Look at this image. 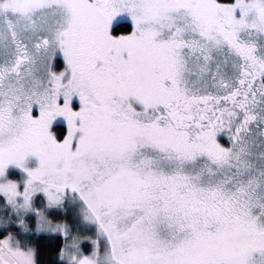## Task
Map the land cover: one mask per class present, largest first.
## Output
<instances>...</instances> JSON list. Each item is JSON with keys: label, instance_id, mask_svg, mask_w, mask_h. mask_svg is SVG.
<instances>
[{"label": "snow or ice", "instance_id": "1", "mask_svg": "<svg viewBox=\"0 0 264 264\" xmlns=\"http://www.w3.org/2000/svg\"><path fill=\"white\" fill-rule=\"evenodd\" d=\"M44 254L264 264V0H0V264Z\"/></svg>", "mask_w": 264, "mask_h": 264}, {"label": "trees", "instance_id": "2", "mask_svg": "<svg viewBox=\"0 0 264 264\" xmlns=\"http://www.w3.org/2000/svg\"><path fill=\"white\" fill-rule=\"evenodd\" d=\"M52 243H53L52 241H49L47 239L40 241L41 246L44 248H47ZM50 259H52V258H50L47 254H44L42 256V261L44 262V264H49Z\"/></svg>", "mask_w": 264, "mask_h": 264}]
</instances>
